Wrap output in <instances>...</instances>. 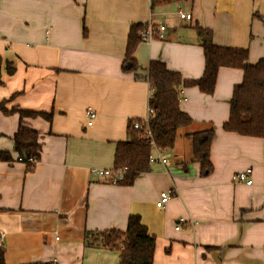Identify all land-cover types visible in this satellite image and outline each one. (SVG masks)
Returning a JSON list of instances; mask_svg holds the SVG:
<instances>
[{"label": "crops", "instance_id": "1", "mask_svg": "<svg viewBox=\"0 0 264 264\" xmlns=\"http://www.w3.org/2000/svg\"><path fill=\"white\" fill-rule=\"evenodd\" d=\"M148 21L163 24L164 36L140 39L135 72H123L129 29ZM197 28L214 46L247 49L250 64L264 58V0H0V100L15 109L0 111V150L11 156L0 161L5 264H118L117 251L85 247L83 236L124 230L129 215L155 238L152 264H264V138L222 129L241 69L220 67L211 94L180 89L192 123L161 152L167 163H149L129 185L92 173L114 170L117 143L144 118L149 62L183 79L202 76ZM18 110L38 114L23 119L40 143L30 171L13 142ZM209 127L212 170L202 176L187 134ZM246 168L252 183L232 182ZM162 191L170 198L158 208ZM179 217L194 225L175 230Z\"/></svg>", "mask_w": 264, "mask_h": 264}, {"label": "trees", "instance_id": "2", "mask_svg": "<svg viewBox=\"0 0 264 264\" xmlns=\"http://www.w3.org/2000/svg\"><path fill=\"white\" fill-rule=\"evenodd\" d=\"M145 24L136 23L128 32L125 56L121 63L123 72H135L137 62L133 53L140 42V33ZM203 49L204 68L197 80L183 79L177 72L168 70L164 63L151 61L144 79L148 82L151 93L149 104L152 114L148 121L152 140L140 136L138 130L128 127L127 138L116 145L113 169L122 170V179L117 183L131 184L134 179L148 170V156L152 144L162 151L171 150L181 131L191 125L190 117L181 111L180 89L195 86L205 94L213 93L216 76L220 67L238 68L243 72L242 82L233 87L229 101V116L222 129L242 136L264 138V58L254 64L248 62V50L214 46L210 41V32L197 28ZM2 62L0 58V63ZM11 74L13 69L8 68ZM5 100H0V111L8 114L15 110L7 109ZM20 123L13 142L18 159L26 164L28 171L36 165L40 151L38 134L24 124L25 117L38 114L18 110ZM44 115V114H42ZM50 119V115H44ZM189 135V161L199 166L202 176L211 173L210 147L214 137L212 127L193 132ZM8 152L0 150V161H10ZM83 245L92 248H105L118 252V264H152L155 238L147 233L137 215H129L124 230L108 229L86 231ZM0 264L4 263V252L0 245Z\"/></svg>", "mask_w": 264, "mask_h": 264}, {"label": "built area", "instance_id": "3", "mask_svg": "<svg viewBox=\"0 0 264 264\" xmlns=\"http://www.w3.org/2000/svg\"><path fill=\"white\" fill-rule=\"evenodd\" d=\"M178 17L181 20L188 21L191 19V15L189 13H183L181 11H178ZM164 31H165V26L163 24H153L151 21H148L143 30L140 33V39L144 42H150L153 39H162L164 36ZM151 93V90H150ZM150 96V95H149ZM149 99V97H148ZM146 106V114L144 118L135 120L131 123V127L134 130H138L140 132V136L142 138H150L151 131L148 127V121L149 118L152 114V109L149 104V101L147 102ZM86 114L90 118L95 117V113L91 110L88 109ZM90 121H88V124ZM161 152L160 150L155 146V144H152L151 146V153L148 156L149 163L159 161L161 164L167 163V159L165 157H161ZM156 156H159L158 158ZM92 173L102 176L106 178L110 183L116 184L118 181L122 179L123 171L122 170H92ZM251 169L246 168L244 170L237 171L231 175V180L234 183H243L246 185H250L252 183V180L250 178L251 175ZM170 198V194L168 191H162L159 194V199L155 202L156 207L162 208L164 204L168 201ZM187 225H194V222L191 219H186L184 217H179L174 228L175 230H179L181 226H187Z\"/></svg>", "mask_w": 264, "mask_h": 264}, {"label": "rangeland", "instance_id": "4", "mask_svg": "<svg viewBox=\"0 0 264 264\" xmlns=\"http://www.w3.org/2000/svg\"><path fill=\"white\" fill-rule=\"evenodd\" d=\"M185 7V6H184ZM145 139H150V140H152V136L150 137V138H145ZM151 153V152H150ZM187 219V218H186Z\"/></svg>", "mask_w": 264, "mask_h": 264}]
</instances>
